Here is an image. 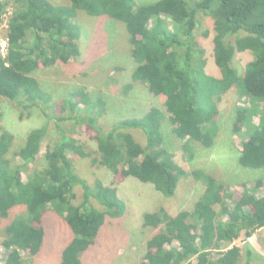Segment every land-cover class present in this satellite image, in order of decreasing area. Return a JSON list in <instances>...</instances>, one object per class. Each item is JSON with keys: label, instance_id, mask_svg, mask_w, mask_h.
Listing matches in <instances>:
<instances>
[{"label": "trees", "instance_id": "obj_1", "mask_svg": "<svg viewBox=\"0 0 264 264\" xmlns=\"http://www.w3.org/2000/svg\"><path fill=\"white\" fill-rule=\"evenodd\" d=\"M6 6L7 0H0V20ZM78 11L124 24L129 48L123 59L130 56L134 66L131 82L162 96L163 108L151 106L142 116L122 118L105 132L98 125L107 112L105 99H92L88 87L72 91L56 105L54 125L59 136L42 152L45 165L40 171H30V166L38 158L47 126L31 129L23 145L8 157L15 136L3 127L0 111L1 264H29L47 250L43 219L48 212L60 215L73 233L64 244L60 264H83L84 253L106 221L125 213L117 186L126 177L151 183L164 196H171L180 177L188 174L163 147L162 123L169 120L191 157V142L209 147L214 141L219 105L231 89L240 98L232 130L248 132L238 162L264 169V0H69L66 4L14 0L8 19V53L4 60L0 58V97L27 114L35 107L45 112L43 106L52 98L34 73L80 56ZM204 17L212 23V59L218 67L214 75L205 72L201 43L211 30L205 29L201 39L197 34ZM245 52L251 57L236 66L234 60L242 63ZM129 83L124 90H129ZM80 105L85 108L82 114L76 109ZM62 122L91 128L96 148L91 151L79 144ZM135 128L144 132L145 144L128 131ZM69 152L110 170L112 183L99 179L88 183L76 172ZM191 174L204 189L190 208L175 215L164 208L143 212L142 227L155 230L145 243L144 264H185L191 258L196 264L264 261L248 243L232 245L242 232L248 237L264 227V195L241 188H231L235 193L228 195L227 185L211 173L195 169ZM76 185L82 187V199L77 197ZM256 186H264L262 178ZM229 196L231 207L226 204ZM89 198L103 208H96ZM17 205L25 209L24 214L13 215Z\"/></svg>", "mask_w": 264, "mask_h": 264}, {"label": "rangeland", "instance_id": "obj_2", "mask_svg": "<svg viewBox=\"0 0 264 264\" xmlns=\"http://www.w3.org/2000/svg\"><path fill=\"white\" fill-rule=\"evenodd\" d=\"M51 1L59 4L69 3V0ZM136 1L138 3L139 0ZM13 2L14 0H7V6L1 16V24V21L6 22L10 16ZM77 18L81 28V37L78 40L80 56L68 64L57 61L53 66L36 70L34 73L42 88L52 98V102L48 106H43L45 112L41 108L35 107L30 109V113L27 114L26 110H21L14 102L0 97L1 123L15 136L8 157H12L13 152L23 145L25 137L31 129L47 126V133L41 142L40 153L36 161L31 164L30 171H40L44 167L45 158L42 152L52 146L59 136L54 125L58 107L56 105L76 89L88 87L92 99L95 100L99 96L105 99L107 112L98 123L105 132L109 131L122 118L142 116L151 106L163 108L162 96H154L140 82H131V71L134 66L129 61L130 56L123 59L125 54H128L129 48L128 33L124 24L104 15H88L84 11H78ZM205 29L211 30L210 35L201 41L206 52L205 72L208 75H214L218 67L212 59L213 33L212 23L208 17L203 18L202 27L197 32L198 36ZM4 33V26L0 25V36H3ZM202 37L200 35L198 39ZM244 55L247 58L245 57L242 63L234 60L236 66H243L246 59L251 57L250 52H245ZM238 72L240 74L241 70ZM128 83L130 84L129 90H124ZM243 102L247 105L244 98ZM239 103L240 98L234 89L224 95L219 105L220 113L216 118L218 131L214 141L209 147H204L198 142H191V157L182 148L184 138L181 139L175 135L169 120L162 123L163 147L174 154L175 163L188 174L180 177L171 196H164L151 183L141 182L133 176L126 177L117 186L120 197L126 203L125 213L122 217L110 218L109 221H106L100 229L95 243L84 253L83 264H144L142 256L145 243L155 230L142 227L143 212L164 208L169 214L175 215L183 209L190 208L202 193L198 198L197 194L204 189L202 181L191 174L192 170L211 173L216 179L223 181L228 187V195L235 193L230 192L231 188H241L242 191L254 193L256 196L264 195V186H256L258 178H262L264 181V169L243 167L238 162L242 145L248 138L247 131L242 130L240 133H234L232 130L231 124ZM76 109L81 114L85 112L84 105H80ZM20 111L23 112L21 117ZM61 124L87 150L92 151L96 148V140L91 128L84 129L80 123L73 122H62ZM207 124L208 122L205 123V125ZM128 131L139 143H146V137L141 129L135 128ZM68 155L76 172L88 183H92L96 179L105 184L112 183L113 173L107 168L98 164L93 165L88 157L82 158L72 152H69ZM74 190L77 197L82 199V187L76 185ZM89 202L98 209L103 208L93 198H89ZM226 204L228 207L233 206V199L230 196L226 198ZM20 205L13 208V215L25 213V209L18 208ZM43 224L46 226L48 234L47 250L31 258L29 264H60L64 244L69 240V233H73L62 217L53 212L44 215ZM244 234L242 232L232 245L243 247L245 243H248L252 249L264 257V227L255 230L251 236L247 237ZM3 252L4 248L0 245V258ZM185 264H196V259L191 258ZM252 264H264V261H253Z\"/></svg>", "mask_w": 264, "mask_h": 264}, {"label": "built area", "instance_id": "obj_3", "mask_svg": "<svg viewBox=\"0 0 264 264\" xmlns=\"http://www.w3.org/2000/svg\"><path fill=\"white\" fill-rule=\"evenodd\" d=\"M2 22V25L4 26L5 33L3 36H0V58L3 60L5 59L6 54L8 53V47H9V40L7 35V29H8V20L6 22Z\"/></svg>", "mask_w": 264, "mask_h": 264}, {"label": "bare ground", "instance_id": "obj_4", "mask_svg": "<svg viewBox=\"0 0 264 264\" xmlns=\"http://www.w3.org/2000/svg\"><path fill=\"white\" fill-rule=\"evenodd\" d=\"M10 14H11V12H10ZM10 14H9V15H10ZM9 17H10V16H9ZM9 17L7 18V20L9 19Z\"/></svg>", "mask_w": 264, "mask_h": 264}]
</instances>
